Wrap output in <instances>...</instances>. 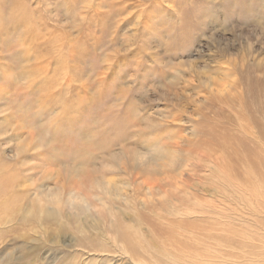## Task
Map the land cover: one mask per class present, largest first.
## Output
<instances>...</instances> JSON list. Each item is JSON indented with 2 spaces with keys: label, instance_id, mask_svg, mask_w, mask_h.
<instances>
[{
  "label": "rangeland",
  "instance_id": "obj_1",
  "mask_svg": "<svg viewBox=\"0 0 264 264\" xmlns=\"http://www.w3.org/2000/svg\"><path fill=\"white\" fill-rule=\"evenodd\" d=\"M243 1L241 10L238 0H0V167L12 176L0 182L12 185L0 204L9 191L18 196L0 207V264H141L99 249L113 247L88 206L106 215L105 228L112 213L125 224L147 215L139 237L156 264H220L241 251L252 210L264 207V0ZM118 116L122 135H146L152 121L175 158L153 163L160 186L122 160L109 168L110 186L98 181L70 208L58 196L56 238L35 213L58 182L70 187L74 160L107 168V138L112 152L137 143L114 137ZM160 205L186 207L184 232L166 233Z\"/></svg>",
  "mask_w": 264,
  "mask_h": 264
},
{
  "label": "bare ground",
  "instance_id": "obj_2",
  "mask_svg": "<svg viewBox=\"0 0 264 264\" xmlns=\"http://www.w3.org/2000/svg\"><path fill=\"white\" fill-rule=\"evenodd\" d=\"M238 1H239V2H237L238 7L241 8V10L244 8H247L249 6V3H250V2L247 3L243 0H238ZM5 10H6V8H5ZM11 10H12V12H11ZM11 10L9 12H7L9 14V17L6 19H7V22L10 23V25L15 26V24H17V22L15 20V19H17V16H15L13 9H11ZM203 13H204V10H203ZM44 18H45V16H44ZM186 20L189 21V19H186ZM13 28H16V27H13ZM25 28L26 27H24V29ZM18 58L19 57L16 56V59H18ZM21 58H22V56H21ZM19 66H21V65H19ZM19 69L21 70V68H19ZM72 72L76 73V71H73V70H72ZM51 96H47L46 99L47 100H49V99L53 100V97H51ZM54 97H56V96H54ZM49 102H51V101H49ZM67 109H69V108H67ZM119 118H121V119H119ZM63 122H67V120L66 121L63 120ZM67 123L70 124V121ZM123 123H124L123 118L121 116L120 117L118 116V121L117 122L115 121L112 124V127L110 130H115L114 137H124L126 140H129L130 137H133L136 135V138L138 140V141H136L137 143H135L134 146H130V148H128V149L121 147L120 151L112 152L113 150H115V148H111L110 144L108 143L109 138H107L108 140L106 141V144L101 148V152L111 151L110 155H109L110 159L108 160V167L107 168H103V167H98V168H94V169H87L86 168V170H84L83 168H81L82 162L74 160V161H76L75 166L72 165L70 167L71 171H67V172H70L71 175L75 176L74 180L71 179L72 184H70V187L69 186L67 187L65 182L64 183L58 182L57 183L58 189L57 188L55 189V190H58V192L55 193L56 198H51L52 197L51 196V197H48L47 199H45L43 204L46 205V203H47L46 208L39 209L38 214L35 213L34 218L36 221L39 218H42L45 223H48L49 225L56 227V229L54 230L56 238L59 237V235H61L59 231H61V229L63 227L62 225H60L58 223V219H57L58 218L57 216L60 217L61 215H63L62 209H61V207H59L60 201L63 198L60 199L58 196H61V195L64 196L63 201H66V205H70L68 207V208H70L72 206V204L74 203L73 202L74 200H72V199H76V198L80 199L81 198L80 195L83 193L84 194L82 195V197L83 198L87 197L88 196L86 194L88 191L87 188H89V187L92 188L91 186L97 184L98 181H101L102 184H104L105 186H110L111 184H113L114 178L112 177V175H111V177L108 176V173H110L109 168L114 169V168L118 167L120 164V161H122V160L124 161L125 168L138 169V168L142 167L141 169L133 171L132 172L133 175H135L136 177H139V178L144 177L145 183L150 181L153 183L155 182V184L157 186L158 185L160 186V183L158 182V179L156 178V176L160 175L161 172L159 170H156L153 167V163L156 164L155 167H157V166L161 167V166H163V164L171 163V161L175 158L174 157L175 154H173L175 149L172 150L170 148V145H171V143H169L170 141H168L167 139L163 140L161 138H158L155 134H153V131L157 128V126H156V124H153L152 121L149 122V125L147 126V134L146 135H143L141 133L138 134V133H131V132H127L124 135H122L123 132L125 131V129L127 128L125 126L126 124H123ZM145 129H146V127H145ZM110 142H113V141H110ZM123 143H125L124 140L121 141V144H123ZM206 143L207 142H201L198 145H196V147L197 148L204 147V146H206ZM97 150H98V148H97ZM204 153H205V150L203 149L200 151V153H197V155L191 157V160H190V158H187V159L189 161H192V160L196 159L198 156L204 155ZM144 157H147V160ZM186 162H187V160H186ZM193 162L190 165L191 167H195L198 163V162H195V163H193ZM137 166H139V167H137ZM77 167H80L81 169H77ZM161 169H163V168H161ZM164 170H166V168ZM70 174H69V176H70ZM187 174H188V172H187ZM133 175L131 174V176H133ZM145 176H147V177H145ZM66 177H67V173H66ZM167 177L169 180L172 179L170 176H167ZM10 178H12V176L8 175V172L3 171V169L0 167V182L5 181V180L10 179ZM61 178L65 179V177H61ZM68 178H70V177H68ZM11 180L12 179H10L8 181V183H10ZM190 180H191V178L190 179H183L182 178V180L180 182L184 183L185 181H190ZM57 184L55 185L56 187H57ZM105 186H103V189L108 190V189H106ZM8 188H10V190H11L12 185L7 184V182H5L3 185L0 186V192L6 193ZM9 193H11V194H6V196L3 197V200L0 204L1 208L8 207L11 202L18 199V196H16L14 191H11V192L9 191ZM106 195H108V194H106ZM65 196L68 198L65 199ZM106 198L107 197L105 196L104 199H102L103 203L108 202ZM183 201L186 202L185 199H182L181 203ZM53 202H54L55 206L54 207H48L49 206L48 203L53 204ZM13 204H15V203H13ZM16 204H17V202H16ZM12 206H14V205H12ZM108 206H110V205H108ZM207 206L210 209H216L215 206L210 207V204ZM217 206L219 208L217 210L222 212V213L224 212L225 209H227L226 208L227 206L226 207H219V206H222V205H220V203H218ZM77 208H78V206H77ZM111 208H113V207H111ZM159 208L166 214V219L168 221V229H169L166 231L167 234L172 235L174 232L182 233L185 231L183 226L186 224L187 216H188V212L186 210H184V208H186V207H180L177 205H168V206L160 205ZM220 208H221V210H220ZM25 209H28V208L26 207ZM88 209H89L88 213L90 215L93 214V216H94L92 223L94 225L95 224L99 225L100 229L105 231V237H106L108 243H110V245L113 247V248H111L110 246L107 247L104 244H100L99 249L101 251H103L105 253L114 251V252L123 254L126 257H128V259L131 263H132V261H141V264H156V262H153L152 260L150 261L149 260L150 258L148 259V256H146L145 251L143 249V246L141 244V238L139 237V228L142 227L141 225L146 224V226H150V221H149V218L147 215L139 216L138 214H134L132 217L130 216L131 217L130 219H132V220H130L131 221L130 224H125L124 223L125 221L122 220L120 216L116 217L112 213L111 217H110L111 220L109 219L110 225L108 228H105V222H107V221H105L106 215H104V214L101 215V212H99L98 210H97V213L94 212L96 210L90 209L89 206H88ZM222 209H224V210H222ZM71 215L76 216V213H72L69 216H71ZM197 215H200L198 218L199 220L200 219L202 220V218L206 217V215H202V214H196L194 216H197ZM252 215H253V218L250 222L248 230L243 231L247 237L245 238V240H243L241 242V244H242L241 251L238 252L236 255H227L228 256L227 258L220 259L219 260L220 264H264V207H260L258 205L255 210H252ZM191 219L192 218H189L188 220H191ZM57 229H58V231H57ZM191 234H193V232ZM78 245L82 246V243L78 241ZM98 245L99 244L92 246V244H91L87 247H89L90 249L91 248L96 249ZM84 247H86V246H84ZM47 256H48L47 254L45 256L43 255L41 261L43 259H46ZM70 260H71V258H64L62 260V262L64 261V264H66V263L69 264L68 262ZM62 262H60L58 264H61ZM74 262L75 261H73L72 264H75ZM88 262L89 261H83L82 260V263H80V264H87ZM216 264H217V262H216Z\"/></svg>",
  "mask_w": 264,
  "mask_h": 264
}]
</instances>
